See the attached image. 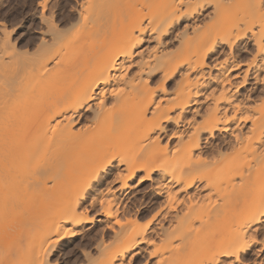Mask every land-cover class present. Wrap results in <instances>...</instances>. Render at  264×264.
Listing matches in <instances>:
<instances>
[{"label": "bare ground", "instance_id": "obj_1", "mask_svg": "<svg viewBox=\"0 0 264 264\" xmlns=\"http://www.w3.org/2000/svg\"><path fill=\"white\" fill-rule=\"evenodd\" d=\"M52 1L21 59L36 125L0 135V264H55L96 223L87 264H264V0H75L86 49Z\"/></svg>", "mask_w": 264, "mask_h": 264}, {"label": "rangeland", "instance_id": "obj_2", "mask_svg": "<svg viewBox=\"0 0 264 264\" xmlns=\"http://www.w3.org/2000/svg\"><path fill=\"white\" fill-rule=\"evenodd\" d=\"M73 1H75V0H53L52 3L49 2L48 5L52 9V10H50V12H53L52 14H53V19L55 20V24L57 26L59 25L58 28L59 29L61 27L64 28V26H65L64 31L66 30L65 32H66V34H69V36H70V34L71 35L73 34L75 29H77V30H75L76 35L75 36L72 35L73 38L75 37L74 41L79 40L77 43H75V46L80 45L79 47L86 49V47L89 45L90 39L92 38L91 33L93 32L92 30L94 29V27H92L90 23L83 25L82 23L75 22V19L73 17L74 14H72V12L70 11L71 4L73 5L75 3ZM37 2H39V0L38 1L37 0H0V100L3 99V97H6V101L4 98L3 99L4 101L0 102V128L2 129V130L0 129V132H2V134H0V135H3V133H4V135H9L11 133L10 135H12V136H17V135H21V134H23V136H24V135L31 133V130L34 129L33 126L35 127V125H36V121H34V119H35L34 115L35 114H34L33 109L31 107L32 106L31 101H32V97L34 98V93L36 92V86H37L36 79L38 80V78L35 79L34 75H33V77H34L33 78L32 74H30L31 71L29 73L27 72L30 69L22 61L27 63V61L30 60L29 56H33L36 51H37V53H39L40 50L43 53V51L46 49V48L45 49L44 48L38 49L36 47L37 45H39V43L37 42L39 40H37V39H39L40 38L39 36H41L39 31H40L41 27H43L42 24L39 23V18L37 16L39 13V12H37V8H38L37 4H36ZM33 8L36 9V11ZM49 8L47 9V11L49 10ZM38 11H39V8H38ZM72 19H74V20H72ZM111 19L110 20L114 22L113 18H111ZM71 20H72V22H75V23H71ZM110 22L107 23V24H109V26H111V24L112 25L114 24L113 22H111V23ZM66 24H67V26L70 25V28L73 27L71 29V32H70L69 26L66 27ZM73 24H75V25H73ZM79 28H81L80 31L78 30ZM87 37L90 38L89 42H86L88 40ZM84 39H85V42H84ZM84 43H87V44H84ZM34 47H36V49H38L39 51L38 50L33 51V49H35ZM31 53H33V55H31ZM17 54H20V55H17ZM242 54H243L242 59H245L246 57H248L247 53H242ZM26 56H27L26 59H28V57H29V60H26L24 58ZM71 56L72 57L69 59V65H68L69 68H72L74 66L72 60L75 57H77L74 53ZM21 59H23V60L21 61ZM19 60H20V62H18ZM16 61H17V63H16ZM32 68H31V70H32ZM16 74H18V75H16ZM23 74L26 75L25 80L24 81L22 80L23 82L21 81L24 84L20 85L21 82L17 81L18 80L17 77H19L21 75L23 76ZM34 81H36V82L34 83ZM34 122H35V125H34ZM146 184H147V182H145L143 184V186H142L143 188H142V190H140V192H134L133 193L135 195H133V197H131L132 202L134 200L138 201L142 197H143L144 201H149V199H151V195L148 194L149 188L144 186ZM20 185H22V184H20ZM24 186L29 187V184H25ZM30 188H31V186H30ZM30 188H27V189L30 190ZM21 189H22V187H20L19 191ZM25 189L26 188L22 189V191H21L22 193L20 192L21 195L25 192L24 191ZM19 191H17L18 194H20ZM9 192H10V194H9L10 197L12 194H14V195H12L14 197L18 196V194H16L15 192L13 193L12 190H9L8 193ZM25 193H27V192H25ZM14 197H13V199H14ZM152 202L153 201H151L147 206H145L143 208V213H146L147 210L151 209ZM86 206L88 207V205H86ZM16 208H17L19 213H17ZM16 208L14 209V211L16 213L15 212L12 213L13 215L14 214H20V210H21L20 207H16ZM8 214L12 215L11 213H8ZM91 214H92V212H90V215ZM9 215H7V216L9 217ZM102 225H104V224L102 223ZM102 225H101V223H96V225L93 227V230L92 229L90 231L84 230L83 231L84 233L82 232L79 236L71 238L68 241L62 242L59 245L60 247L58 246V248L56 249L57 250L55 253L56 255H54V257H52L51 263H55V264H87V256H86L87 253H85V252L89 251L93 254L95 252L94 248H93L94 247V241L93 240H95L99 236V234L102 232L101 230H103V228H104L103 231H105L106 233L109 231L108 229L105 230V226H103V228H102ZM106 233H104V236L107 239L109 237L108 235H110L111 233L108 232V235ZM101 234H103V232ZM95 236H96V238H95ZM99 238L100 237H98V240H99ZM23 240L24 239L16 240V243L18 241V243L20 244L19 245L17 243L20 248H22V245L24 242ZM17 244L15 246H17ZM147 254L148 253L143 252L144 256H142V254H140V256L137 255L133 259L134 263L135 264H143L144 262L147 263V261H146ZM11 256H13L14 257L13 260H15V254H12ZM95 256H96V254H95ZM10 257H9V260L7 259L8 260L7 262H5V263L3 262L1 264H17L15 262L13 263V260L10 259ZM252 258H253V255L252 256L247 255L245 258L246 260H244L245 263L246 264H252V262H253V260H251Z\"/></svg>", "mask_w": 264, "mask_h": 264}]
</instances>
